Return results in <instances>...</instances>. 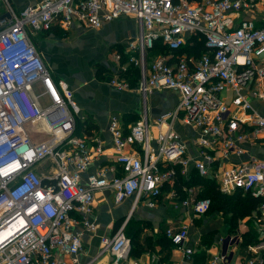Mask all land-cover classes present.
<instances>
[{"label":"built area","instance_id":"built-area-1","mask_svg":"<svg viewBox=\"0 0 264 264\" xmlns=\"http://www.w3.org/2000/svg\"><path fill=\"white\" fill-rule=\"evenodd\" d=\"M254 3L27 0L18 6L0 0L6 9L0 12V264H95L106 254L111 264H138L126 224L101 238L95 257L81 260L85 233L98 229L92 219L96 195L109 191L116 204L133 199L135 210L141 204L155 208L168 190L170 199H180L194 216L205 215L211 199L197 197L194 187L179 191L176 186L191 170L213 177L224 194L240 190L264 200V159L220 166L212 155L242 156L241 144L264 140V115L243 94L264 80V22L260 27L251 20L236 24L238 13ZM124 17H133L138 25L136 37L124 47L129 63L140 68L138 91L144 100L155 91H176L179 102L155 118L143 103L141 117L126 127L112 118L113 164L101 163L90 172L105 157L103 142L95 137L92 145L78 134L80 107L68 84L55 80L34 36L53 26L100 29ZM192 37L203 39L205 53L185 50L194 47ZM158 41L168 51L149 62ZM114 57L121 60L118 53ZM38 85L42 94L35 92ZM111 86L132 89L118 77ZM251 93L264 97L257 90ZM45 96L49 102L40 103ZM247 123L251 129L244 127ZM28 126L43 130L47 140L31 136ZM166 236L194 264L195 250L186 246L189 226L168 229ZM263 247L264 242L252 249ZM226 261L227 255H221L210 264Z\"/></svg>","mask_w":264,"mask_h":264},{"label":"crops","instance_id":"crops-1","mask_svg":"<svg viewBox=\"0 0 264 264\" xmlns=\"http://www.w3.org/2000/svg\"><path fill=\"white\" fill-rule=\"evenodd\" d=\"M26 1L23 0L20 6ZM242 20H251L256 27H260L264 22V0H255L252 7L242 9L237 15L236 24ZM51 29L49 32L36 33L34 41L52 74L68 84L73 99L80 107L83 119H79L82 120V126H86L80 135L92 142V145L95 137L103 142L105 157L94 162L90 169V172H94L101 163L113 164L112 138L109 131L112 118L121 119L124 127L129 126L141 117L143 103H147L149 115L155 118L172 110L179 102V94L176 91H155L144 100L137 89L139 84L128 91H118L111 86V81L116 77L126 80L122 73L129 64H123L122 60L117 62L114 55L118 53L115 48H124L136 37L138 25L133 17L106 22L100 29L81 25H74L70 31L59 26ZM84 37L89 40L88 48L79 46ZM55 58L63 64H69L66 73L53 61ZM79 68L85 72L79 71L75 74V70ZM40 87L38 85L36 89ZM250 90L264 93V80L253 82L249 89L243 90L254 108L264 115V97L253 96ZM225 99L230 101L231 97L225 95ZM244 127L251 129V124H244ZM183 134L188 137L189 133L185 131ZM241 146L246 152L242 156L231 155L224 158L219 151L212 153L218 159L217 165L229 166L251 158L264 159V140L243 143ZM187 175L179 177L177 189L181 191L183 187H194L198 191L197 197L206 198L202 196L207 192L209 183L215 184L213 177L202 178L192 170ZM217 190L226 198L220 203L215 201V205L201 216H194L191 209H184L180 199L171 200L168 190L155 208L141 204L135 210L133 199L116 204L113 193H98L92 217L98 229L95 233H85V249L81 260L87 262L95 257L100 250L102 237H111L122 225L127 226L130 223L141 229L135 245L132 246L131 255L138 264H188L184 253L166 237L168 229L178 231L183 225L189 226L186 246L195 250L192 257L194 264H210L215 257L221 255H227V261L217 264H248L250 260L254 264H264V247L255 251L252 249L264 242V212L261 207L245 214L244 199L249 193L239 190L233 194H224L218 188ZM185 196L181 193V198ZM134 252L137 257L133 255ZM97 262L111 264L112 257L106 254Z\"/></svg>","mask_w":264,"mask_h":264},{"label":"trees","instance_id":"trees-1","mask_svg":"<svg viewBox=\"0 0 264 264\" xmlns=\"http://www.w3.org/2000/svg\"><path fill=\"white\" fill-rule=\"evenodd\" d=\"M189 1H197L199 2L200 0H189ZM49 31H52L49 30ZM47 31V32H49ZM41 32V31H40ZM201 37H192L190 40L193 39V42H194V47L191 49V48H188V49H185L187 52H194L196 53V55H200L202 53H205L206 52V48H205V45H204V41ZM156 49H155V53L158 54V53H165L167 52L168 50L162 46L161 44V41H158L156 43ZM112 51L114 50V48L111 49ZM115 51L118 52V54L121 55V60H122V63H128V67H127V70L122 73V76L124 75L125 76V79L129 82L130 84V87L133 88L135 86H138L139 84V78H140V68L139 66H137L136 64L134 63H129L130 62V55L128 53L125 52L124 48L123 47H120V48H115ZM178 53H182V50L181 51H178ZM177 53V54H178ZM86 126H82V123L80 120H78L77 122V130H78V134L80 135L81 131L83 129H85ZM201 180V179H200ZM202 181V180H201ZM207 192L204 194V196L202 197H206L207 196L209 197V199H211L212 201V204H211V208L213 207V205H215V201L216 202H222L224 201V199L226 197H224V195L220 194L216 188V185L214 183H209V185H207ZM244 204H245V208L246 209V212H244L245 214L247 213H250L252 212V210H258L261 205L264 203V200L262 198H253L251 195H246L245 196V199H244ZM125 231H126V234L127 236L131 239V242H132V246L135 245V241H136V237L137 235L139 234V232L141 231V229H139V227L137 226H134V225H130L127 224V226L125 227ZM167 237V236H166ZM168 239V237H167ZM170 241V239H168ZM171 243V241H170ZM134 256H138L137 253H133Z\"/></svg>","mask_w":264,"mask_h":264},{"label":"rangeland","instance_id":"rangeland-1","mask_svg":"<svg viewBox=\"0 0 264 264\" xmlns=\"http://www.w3.org/2000/svg\"><path fill=\"white\" fill-rule=\"evenodd\" d=\"M14 3L16 4V5H18V6H20L21 4H23V0H14ZM15 5V7L17 8V6ZM6 9H5V7L3 6V5H1L0 4V12H4ZM84 31H86V30H84ZM41 33H42V31H41ZM44 34V33H43ZM39 36V35H38ZM41 36V35H40ZM39 36V37H40ZM83 42H80V45L79 46H81L82 48H84L85 46H87V48H88V46H89V44H88V42H89V40H88V38L87 37H84L83 39ZM91 49V48H90ZM156 56V53L155 52H150L149 53V56H148V61L149 62H151L152 60H153V58ZM54 62H56L57 64H58V66L59 67H61L64 71H65V73H66V71H68L69 69H67L66 67L69 65L68 63H62L59 59H57V58H55L54 60H53ZM76 65H77V61H76ZM49 68V67H48ZM79 71H82L83 73L85 72L84 71V69H82V68H79V70H75V74L76 73H78ZM54 76V75H53ZM54 78H55V80L58 82L59 80H60V78H58V77H55L54 76ZM63 80V79H62ZM35 92H36V94H42L43 93V89H41V87L40 88H38V89H36L35 90ZM49 102V99H48V97H43L42 99H41V101H40V103H42V104H47ZM79 118H82V112H80V114H79V116H78ZM27 130H28V132H29V134L31 135V136H33V137H38L37 139H38V141H43V140H47V137H45V134H44V131L42 130V131H40V129L39 128H34V127H32V126H28L27 127ZM95 264H98V262H96Z\"/></svg>","mask_w":264,"mask_h":264},{"label":"water","instance_id":"water-1","mask_svg":"<svg viewBox=\"0 0 264 264\" xmlns=\"http://www.w3.org/2000/svg\"><path fill=\"white\" fill-rule=\"evenodd\" d=\"M2 18H0V20H1Z\"/></svg>","mask_w":264,"mask_h":264}]
</instances>
